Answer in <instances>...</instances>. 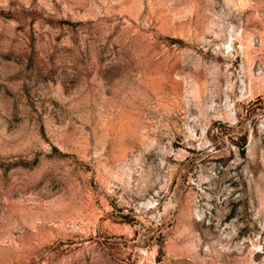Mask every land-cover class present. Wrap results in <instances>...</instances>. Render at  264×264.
<instances>
[{
    "label": "rangeland",
    "instance_id": "obj_1",
    "mask_svg": "<svg viewBox=\"0 0 264 264\" xmlns=\"http://www.w3.org/2000/svg\"><path fill=\"white\" fill-rule=\"evenodd\" d=\"M0 264H264V0H0Z\"/></svg>",
    "mask_w": 264,
    "mask_h": 264
},
{
    "label": "trees",
    "instance_id": "obj_2",
    "mask_svg": "<svg viewBox=\"0 0 264 264\" xmlns=\"http://www.w3.org/2000/svg\"><path fill=\"white\" fill-rule=\"evenodd\" d=\"M253 103H262V99L257 98ZM235 129L236 127L232 125L221 122H214L212 126L207 130V133L211 132L220 141H228L231 145L237 148L239 154H244L247 142V133H238Z\"/></svg>",
    "mask_w": 264,
    "mask_h": 264
}]
</instances>
